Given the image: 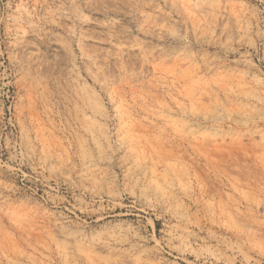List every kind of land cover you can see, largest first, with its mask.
<instances>
[{
	"label": "rangeland",
	"instance_id": "374dc122",
	"mask_svg": "<svg viewBox=\"0 0 264 264\" xmlns=\"http://www.w3.org/2000/svg\"><path fill=\"white\" fill-rule=\"evenodd\" d=\"M0 264H264V0H0Z\"/></svg>",
	"mask_w": 264,
	"mask_h": 264
},
{
	"label": "bare ground",
	"instance_id": "6f19581e",
	"mask_svg": "<svg viewBox=\"0 0 264 264\" xmlns=\"http://www.w3.org/2000/svg\"><path fill=\"white\" fill-rule=\"evenodd\" d=\"M79 114V113H78ZM81 116V115H80ZM77 119V118H76ZM80 123H85L84 122V116H81L79 119ZM79 122V121H78ZM87 131H89V126L86 127ZM124 133V143L126 144V149L128 150L129 153H135L137 156L141 155L144 156V149H146L147 144L153 148V150L156 151L155 145L151 142H148L147 140H143L140 135H136L135 132H133L132 129L127 126V128L123 131Z\"/></svg>",
	"mask_w": 264,
	"mask_h": 264
}]
</instances>
